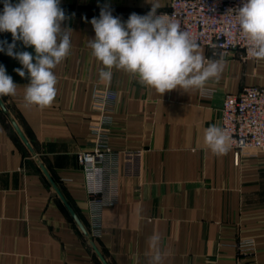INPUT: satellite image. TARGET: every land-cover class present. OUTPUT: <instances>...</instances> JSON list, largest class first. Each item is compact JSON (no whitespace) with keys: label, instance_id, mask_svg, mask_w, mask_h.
<instances>
[{"label":"crops","instance_id":"0c3cea01","mask_svg":"<svg viewBox=\"0 0 264 264\" xmlns=\"http://www.w3.org/2000/svg\"><path fill=\"white\" fill-rule=\"evenodd\" d=\"M158 3V13L170 10L171 0ZM104 7L126 22L152 5L61 0L71 51L54 69L49 107L25 102L28 80L14 71L21 65L0 52L18 85L15 96L0 97V264H149L153 233L163 264H264V150L245 151L237 162L233 147L217 155L204 142L207 127H221L227 93L264 85V59L198 44L222 66L204 94L161 95L116 69L102 82L88 41ZM0 41L12 43L11 33ZM108 146L115 152L96 198L114 202L93 207L78 154Z\"/></svg>","mask_w":264,"mask_h":264},{"label":"clouds","instance_id":"9594fccd","mask_svg":"<svg viewBox=\"0 0 264 264\" xmlns=\"http://www.w3.org/2000/svg\"><path fill=\"white\" fill-rule=\"evenodd\" d=\"M2 2L0 33H11L12 43L0 41V52L21 65L14 71L28 80L25 102L41 109L49 107L57 95L54 69L71 51L69 28L62 27L66 16L60 0ZM148 2L152 8L146 15L132 13L126 22L113 16L107 7L101 8L99 18L91 20L95 36L89 39L88 47L102 65L100 80L110 82L116 69L161 95L175 89L204 94L208 82L222 71L221 64L206 60L189 32L167 14L158 13V0ZM234 19L249 55L264 59V0H242L234 9ZM17 87L0 65V97L15 96ZM204 142L217 155L226 154L231 146L230 137L217 125L204 130ZM160 240L158 233L148 238L149 264H163L166 253L160 248Z\"/></svg>","mask_w":264,"mask_h":264},{"label":"built area","instance_id":"2783aa9c","mask_svg":"<svg viewBox=\"0 0 264 264\" xmlns=\"http://www.w3.org/2000/svg\"><path fill=\"white\" fill-rule=\"evenodd\" d=\"M241 3L242 0H171L170 10L160 14H167L178 22L197 44L225 54L242 51L244 58H254L249 55L246 42L235 24L234 9ZM221 128L230 137L237 162L245 151L264 150V85H249L239 93H227L222 106ZM102 134L104 137L105 132ZM114 152L108 146L78 154L87 190L93 196V207H105L114 202L96 198L104 191L105 165ZM93 215L98 219L96 212ZM248 245L251 242L241 244L242 247Z\"/></svg>","mask_w":264,"mask_h":264},{"label":"water","instance_id":"95a60500","mask_svg":"<svg viewBox=\"0 0 264 264\" xmlns=\"http://www.w3.org/2000/svg\"><path fill=\"white\" fill-rule=\"evenodd\" d=\"M16 129L18 130V132L20 133V135L22 136V138L26 141V138L24 137L23 133L21 132V130L19 129V127L17 125H16ZM69 208H70L72 214L75 216V218H77L76 215H75V213H74V211L72 210V208L71 207H69Z\"/></svg>","mask_w":264,"mask_h":264}]
</instances>
